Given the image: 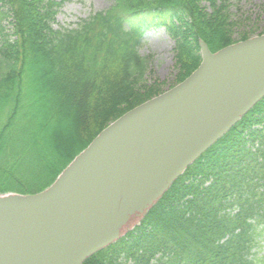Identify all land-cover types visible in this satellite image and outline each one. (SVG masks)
I'll list each match as a JSON object with an SVG mask.
<instances>
[{
    "label": "trees",
    "instance_id": "16d2710c",
    "mask_svg": "<svg viewBox=\"0 0 264 264\" xmlns=\"http://www.w3.org/2000/svg\"><path fill=\"white\" fill-rule=\"evenodd\" d=\"M63 2L0 0V193L48 187L101 128L162 92L139 52L147 30L173 40L177 82L200 40L215 52L250 36L239 0H113L72 29L53 25ZM147 214L83 264L264 263V96Z\"/></svg>",
    "mask_w": 264,
    "mask_h": 264
},
{
    "label": "water",
    "instance_id": "95a60500",
    "mask_svg": "<svg viewBox=\"0 0 264 264\" xmlns=\"http://www.w3.org/2000/svg\"><path fill=\"white\" fill-rule=\"evenodd\" d=\"M101 129L49 187L0 194V264H82L133 229L264 95V33L212 53Z\"/></svg>",
    "mask_w": 264,
    "mask_h": 264
},
{
    "label": "rangeland",
    "instance_id": "374dc122",
    "mask_svg": "<svg viewBox=\"0 0 264 264\" xmlns=\"http://www.w3.org/2000/svg\"><path fill=\"white\" fill-rule=\"evenodd\" d=\"M63 5L57 11L54 27L75 28L81 20L99 10H105L113 4V0H63ZM242 10L241 25L250 35L264 32V0H239ZM238 40L237 33L233 35ZM140 54L150 56V68L146 79L149 84L157 82L161 91L174 86L178 75L175 66L174 42L165 29H151L143 34ZM158 88V89H159ZM9 192V191H6ZM1 194V193H0ZM257 250L264 255V247L260 244ZM264 264V263H263Z\"/></svg>",
    "mask_w": 264,
    "mask_h": 264
}]
</instances>
